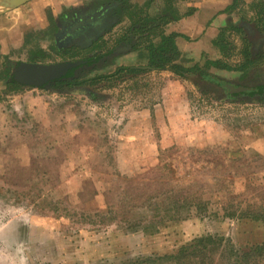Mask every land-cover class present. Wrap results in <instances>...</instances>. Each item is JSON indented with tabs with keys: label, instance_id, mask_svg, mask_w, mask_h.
<instances>
[{
	"label": "rangeland",
	"instance_id": "obj_1",
	"mask_svg": "<svg viewBox=\"0 0 264 264\" xmlns=\"http://www.w3.org/2000/svg\"><path fill=\"white\" fill-rule=\"evenodd\" d=\"M125 1L135 23L170 7L186 14L200 5ZM81 2L36 0L0 16V264H175L158 260L202 236L242 253L264 243V102L221 98L196 73L106 79L118 67L145 65L160 34L177 33L178 63L240 84L248 80L237 70L245 61V33L227 29L226 50L214 41L230 23L259 20L264 0H221L222 11L233 10L218 14L211 29L205 23L213 8L195 21L165 24L132 54L87 72L85 79H103L76 90L1 79L20 63L61 61L53 19ZM128 26L126 20L119 28ZM250 41L261 42L264 53V37ZM210 61L231 70L208 68ZM175 196L185 208L199 199L210 205L174 211L172 219L166 211ZM250 211L260 220L249 219ZM146 216L166 220L159 233H147L148 224L139 222Z\"/></svg>",
	"mask_w": 264,
	"mask_h": 264
},
{
	"label": "flooded vegetation",
	"instance_id": "obj_2",
	"mask_svg": "<svg viewBox=\"0 0 264 264\" xmlns=\"http://www.w3.org/2000/svg\"><path fill=\"white\" fill-rule=\"evenodd\" d=\"M172 1L174 0H165L166 4L164 7L166 8ZM173 9L176 10L175 6ZM226 11H228V9ZM226 11H221L218 14L231 13ZM162 13H160V15ZM168 13L169 12H166L164 15L168 16ZM177 13L182 18H188L196 14V9H190V11L186 14H181L179 11ZM131 14L132 10L125 0H86L85 3L81 2L80 4H72L69 7L64 8L60 14L58 13V16H55L53 19L52 36L54 44L57 47L56 52L61 56V58L64 57L66 61H63V58L61 61L51 64L71 62L80 63L78 67L70 71L73 73V77L77 78V82L75 85L68 86L67 83L70 81H67L66 76L49 83L47 85L48 87L43 88H49L50 90H54L56 92L58 90H55L54 88H58L59 91L61 90L60 92H62L66 88L73 87L76 90L82 86H85L87 83L91 84L95 80H99L85 79L84 75H86L87 72L95 69L96 66L106 65L107 67L108 64L114 63L118 58L126 57L129 54H132L141 44L144 43L143 39H146L155 30L162 27V24L158 18L159 16L153 19L147 18V16H145L144 19H139L135 23L132 22L130 17ZM263 14L259 20L248 22L251 24V26L248 32L245 33L244 37L247 38V41L251 46V53L253 54V52H257L256 54L252 55L253 58L256 57V60L249 69L250 76L246 77L248 80L243 78L244 82L240 84H233L231 82H226L217 76H215L217 79L205 76L206 80H210V83H213L215 88H218L221 98H227V100L230 101L244 98L254 102H264V89L261 93L258 92L254 95L248 94V92H251V90H257V88L264 87V72L258 73L261 67V62L264 61V53H262L260 50L262 44H260L261 42L255 43L254 41H250L256 34H258L261 38L264 37ZM161 16L163 17V14ZM126 20L129 22V26L120 29L119 27H121V25L125 23ZM244 23L245 22L241 21L234 25L240 24L242 27ZM169 24L167 25L169 26ZM110 44L112 46H110ZM176 45H178L177 42ZM147 60L148 62L143 66L124 67L141 69L140 72H123L118 76L124 74L136 76L143 72L156 71L149 67L150 62L149 59ZM18 65L19 64H17V66ZM120 68L123 67L116 68L115 72L111 74V76L114 75ZM253 68L258 70L253 73L254 70L251 72ZM166 71L167 70L161 72ZM203 73L205 75H210L205 71H203ZM256 73H258V76H255L257 75ZM109 76H106V79H110ZM249 77H251V79ZM250 81H252L251 84ZM200 82L201 80H199V83ZM230 87H233L234 89L242 88L244 90L233 91ZM88 96L91 99L95 98V94L92 92L88 93Z\"/></svg>",
	"mask_w": 264,
	"mask_h": 264
},
{
	"label": "trees",
	"instance_id": "obj_3",
	"mask_svg": "<svg viewBox=\"0 0 264 264\" xmlns=\"http://www.w3.org/2000/svg\"><path fill=\"white\" fill-rule=\"evenodd\" d=\"M228 10H233V6H230ZM166 12L168 13V16L164 15ZM228 12V11H226ZM264 11H261L260 15L263 14ZM163 14V17L161 16ZM158 18L160 20V23L163 25H167L171 22H177L181 18V16L178 15L177 10L173 8L165 9ZM138 20L141 18H137ZM251 24L248 22H245L244 25L241 27L239 25H234L233 23H230L226 29H223L220 33V40L218 39L214 41V44L217 47H220L222 50H226L228 47V43L225 40V34L226 32H229L227 29H233L234 31L238 33H247ZM179 35L174 33L171 35L166 36L164 33L160 34L161 42L159 45L154 46L151 45L150 48H148L149 51V62L153 70L156 71H170L174 75H177L179 77H187L191 73L197 74L198 81H208L206 80L205 76H209L210 78L217 79V77L213 75H205L203 73V70L198 66H192L189 68L184 67L182 64L178 63L179 58L181 57V53L176 45V39ZM246 40V39H245ZM247 41V40H246ZM250 44L249 42L245 44L244 48V56L245 61L243 62V65L239 68H237L238 71H242L244 76H250L248 72V68H250L255 60L256 57L253 58L252 55L256 54L257 52L251 53L250 50ZM256 56V55H255ZM226 64L222 61H215V62H207L206 66L218 68V69H228L231 70L229 67L225 66ZM141 69L136 68H120L114 75L109 76L110 78H113L115 76H118L120 73L123 72H129V73H138ZM6 74V73H5ZM252 74V73H251ZM8 76V75H7ZM7 76H1V79L5 80V78H8L10 81V84H13L14 86L21 87L18 83H16L13 79V75L7 77ZM245 78V77H244ZM67 81H70L67 83L68 86L75 85L77 82V78L73 77V73H68L66 77ZM99 79H103V77H100ZM55 90H58V88H54ZM264 87L257 88V90H251L249 91V95H254L255 93H261ZM61 91V90H60ZM68 91V90H66ZM180 197V196H179ZM178 196H175L172 199V207H168L166 213H171L169 216L172 218V213L174 214V211L179 212L184 209H196L197 211L202 210L203 206L206 209L205 205H210L206 201L199 199L195 203H189L190 207L185 208L184 204L182 203L181 199ZM183 200L185 202H188L189 199L183 196ZM206 203V204H205ZM257 208V206H255ZM175 209V210H174ZM155 210V209H154ZM159 214V211H158ZM236 214V213H235ZM234 214V215H235ZM217 216V215H215ZM148 219L146 221L142 220L139 221L141 224L147 223V233L153 235L156 233H159L160 231V225H162L166 220L163 219L160 216H146ZM236 217V216H235ZM176 216H173L172 219H175ZM249 219L251 220H260L257 215L250 211L249 212ZM168 219V218H167ZM137 227V226H136ZM191 260L194 264H260V262H264V243L258 244L256 246H253L251 250L247 253H242L236 249H233V247L228 243V245H224V242L222 239L215 238L212 235L211 236H202L194 241V243L182 246L180 250L176 254L168 255L165 258H159L158 261L160 262H174L175 264H183L184 262ZM142 264H155L152 260H147L145 262H142Z\"/></svg>",
	"mask_w": 264,
	"mask_h": 264
},
{
	"label": "water",
	"instance_id": "obj_4",
	"mask_svg": "<svg viewBox=\"0 0 264 264\" xmlns=\"http://www.w3.org/2000/svg\"><path fill=\"white\" fill-rule=\"evenodd\" d=\"M35 0H0V16L12 12L20 7L27 5ZM80 63H61V64H39V63H20L13 71V79L23 87L40 89L48 87L53 81L66 77L67 74ZM243 91L244 89H234Z\"/></svg>",
	"mask_w": 264,
	"mask_h": 264
},
{
	"label": "crops",
	"instance_id": "obj_5",
	"mask_svg": "<svg viewBox=\"0 0 264 264\" xmlns=\"http://www.w3.org/2000/svg\"><path fill=\"white\" fill-rule=\"evenodd\" d=\"M228 1L229 0H224V3L226 4ZM195 2L200 3V5L195 4V6H194L195 9H196V14L197 15H194V16H191V17H188V18H184V19L182 17H180V18L183 21H188V22H189V20L195 21L197 19L198 13H200L203 10H205L206 8L207 9L213 8L212 14H210V17L206 20V23H205L206 24L205 27L209 26V24H210L209 28L211 29L212 28L213 19H215L216 16L218 15V13L223 10L220 7V4L222 3L221 0H195ZM228 4H229V2H228Z\"/></svg>",
	"mask_w": 264,
	"mask_h": 264
}]
</instances>
